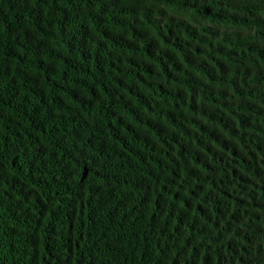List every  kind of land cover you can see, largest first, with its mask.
<instances>
[{
    "label": "trees",
    "instance_id": "obj_1",
    "mask_svg": "<svg viewBox=\"0 0 264 264\" xmlns=\"http://www.w3.org/2000/svg\"><path fill=\"white\" fill-rule=\"evenodd\" d=\"M0 264H264V0H0Z\"/></svg>",
    "mask_w": 264,
    "mask_h": 264
}]
</instances>
